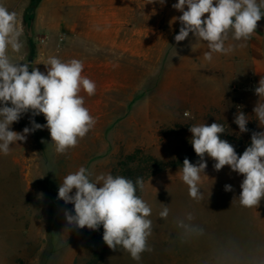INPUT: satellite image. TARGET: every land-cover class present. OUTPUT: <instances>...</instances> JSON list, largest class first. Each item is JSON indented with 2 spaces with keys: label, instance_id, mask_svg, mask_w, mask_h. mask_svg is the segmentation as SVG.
<instances>
[{
  "label": "rangeland",
  "instance_id": "1",
  "mask_svg": "<svg viewBox=\"0 0 264 264\" xmlns=\"http://www.w3.org/2000/svg\"><path fill=\"white\" fill-rule=\"evenodd\" d=\"M135 1L147 7L148 39L152 43L147 60L133 56L130 61L115 63L84 62L83 75L96 84L94 95L81 92L85 107L95 118L94 127L69 149L66 159L50 155L55 150L46 128L31 133L35 142L29 147L41 151L42 162L52 168L60 159L62 166L66 160L67 174L84 166L93 178L109 172L121 175L118 163L126 155L134 154V166L145 167L147 158L161 163L159 170L144 179L145 188L138 194L152 208L151 251L135 261L122 249L111 250L99 229L65 231L64 210H72L74 205L57 198L52 179L59 174H50L45 167L27 185L18 168L4 158V172L0 173V264L264 261V198L256 208L241 206L238 197L243 176L229 166L216 171L215 161L205 156L206 175L201 174L200 185L203 199L194 200L179 171L185 158L193 164L199 160L190 142L189 127L193 124H224L226 132L221 138L231 143L237 154L250 145L253 132L264 131L253 112L259 99L254 89L264 75V61L249 58L247 41L231 39L227 42L235 45L231 54H214L212 61H206V42L196 41L192 34L180 43L174 40L180 23L173 18L182 15L172 7L177 0H166L163 5ZM55 50L53 46V56L60 57ZM43 63L38 68H46ZM240 111L250 119L245 133H240L234 123ZM35 121L46 123L42 115ZM226 184L232 185V191H225ZM164 205L170 209L167 218L159 216ZM188 213L194 217L191 223L203 229V234L178 227V220Z\"/></svg>",
  "mask_w": 264,
  "mask_h": 264
},
{
  "label": "clouds",
  "instance_id": "2",
  "mask_svg": "<svg viewBox=\"0 0 264 264\" xmlns=\"http://www.w3.org/2000/svg\"><path fill=\"white\" fill-rule=\"evenodd\" d=\"M157 2L163 5L166 0H147L146 3ZM172 7L182 13L173 18L180 23L174 40L180 43L192 34L196 41L206 42L208 51L203 55L209 62L214 54L228 55L235 50V45L227 43L230 39L251 40L258 21L264 18V0H177ZM22 35L16 14L0 5V153L7 156L13 144L26 141L29 134L46 128L55 152L66 154L96 123L81 95L82 91L88 96L94 95L96 84L82 74L84 64L79 59L64 61L50 56L43 63L46 72L32 67L29 62L12 59L9 50L18 54L23 49ZM254 91L259 98L253 109L255 120L264 127V75ZM28 112L32 117L43 114L46 123L31 119V127H25L22 132L12 130V125ZM185 115L189 114L185 112ZM248 117L242 111L235 115L234 123L240 133L249 131ZM189 131L191 145L199 157L195 164L185 158L179 169L189 196L198 201L203 199L201 174L206 175L207 156L215 161L216 171L229 166L243 176L239 203L246 208H256L264 198V131L252 133L251 143L242 154H237L235 147L221 138L226 132L222 123L193 124ZM144 188L143 177L133 181L109 172L93 178L88 168L79 167L68 173L58 188L57 198L74 205V209L64 210L65 231L85 227L98 230L102 226V239L111 250L122 249L139 261L144 252L151 251L148 239L153 230L152 208L138 195ZM225 191H232V185L226 184ZM169 211L164 205L159 216L167 218ZM193 219L188 213L178 220V227L185 232L203 234V229L191 223Z\"/></svg>",
  "mask_w": 264,
  "mask_h": 264
},
{
  "label": "crops",
  "instance_id": "3",
  "mask_svg": "<svg viewBox=\"0 0 264 264\" xmlns=\"http://www.w3.org/2000/svg\"><path fill=\"white\" fill-rule=\"evenodd\" d=\"M144 4L135 0H0V5L16 14L17 26L23 32L22 51L17 54L9 50L10 56L37 68L39 63L53 56V46L59 52V58L66 61L75 58L83 63H115L130 61L133 56L147 60V49L152 43L148 39ZM132 33L136 36L132 37ZM247 43L249 58L255 62L264 61V18L258 21L256 34ZM39 70L46 72L43 66ZM38 116L32 117L31 112L24 114L12 125V130L22 132L31 126L30 120ZM31 141L35 142V138L29 134L26 141L11 146L7 156L0 153V173L4 172L6 158L18 168L29 185L34 182V174L46 167L48 173L59 174L58 178L52 179L57 190L63 181L62 175H67L66 160L62 166L60 159L52 168L50 163L42 162L41 151L29 147ZM53 154L67 158V153H50Z\"/></svg>",
  "mask_w": 264,
  "mask_h": 264
},
{
  "label": "trees",
  "instance_id": "4",
  "mask_svg": "<svg viewBox=\"0 0 264 264\" xmlns=\"http://www.w3.org/2000/svg\"><path fill=\"white\" fill-rule=\"evenodd\" d=\"M137 153H139V151H137ZM134 162H135L134 154H131V155H126L118 163V167H119V171H121V175L129 179H132L133 181H135L137 177H143V179H145L153 172L159 170L161 166V163H158L152 158H147V160L144 162L145 167L139 164L137 166H134ZM148 165L152 167L150 171L148 170V168H150ZM99 230L104 231L102 226H100Z\"/></svg>",
  "mask_w": 264,
  "mask_h": 264
},
{
  "label": "built area",
  "instance_id": "5",
  "mask_svg": "<svg viewBox=\"0 0 264 264\" xmlns=\"http://www.w3.org/2000/svg\"><path fill=\"white\" fill-rule=\"evenodd\" d=\"M41 41H44V38H42Z\"/></svg>",
  "mask_w": 264,
  "mask_h": 264
}]
</instances>
